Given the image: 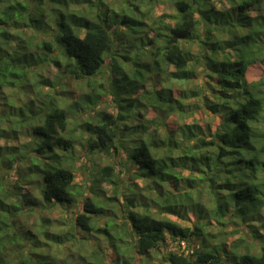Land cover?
<instances>
[{"label":"trees","instance_id":"obj_1","mask_svg":"<svg viewBox=\"0 0 264 264\" xmlns=\"http://www.w3.org/2000/svg\"><path fill=\"white\" fill-rule=\"evenodd\" d=\"M163 1L175 11L153 15ZM109 56L120 111L86 119L78 140L55 81L36 69L90 79ZM201 74L200 87H187ZM153 75L160 88L146 86ZM205 111L213 128L185 122ZM24 128L30 139L20 143ZM77 145L134 166L137 191L116 205L122 235L110 233L111 216L96 226L100 191H75ZM99 168L98 181H117L112 164ZM11 171L13 180H0V264H142L167 239L177 246L164 264H264V0H0V173ZM78 195L81 211L61 228L49 213ZM94 230L107 246L80 239ZM229 234L238 236L226 244Z\"/></svg>","mask_w":264,"mask_h":264},{"label":"rangeland","instance_id":"obj_2","mask_svg":"<svg viewBox=\"0 0 264 264\" xmlns=\"http://www.w3.org/2000/svg\"><path fill=\"white\" fill-rule=\"evenodd\" d=\"M220 4V3H218ZM153 15H159L162 12H174V6L172 3H169L168 1H163L158 5H154L151 9ZM145 20H147L144 17ZM150 35V34H149ZM123 41V40H122ZM128 46V45H127ZM136 44L133 43L132 47H128L129 49L135 48ZM118 48V47H117ZM144 51V50H143ZM115 51V53H117ZM124 53V52H122ZM120 62H123V66L127 73L132 72L134 65L133 62L130 61V59L126 58H121L117 57ZM110 56L107 57L105 61V66H103L100 69V73L97 75H94L90 77V79H83V80H75L66 74H59V70L53 65L49 64L41 69H36V72L40 74L39 77H44L47 78L51 81H55L56 83V89L58 90V95L59 97L64 98L65 102V110H67V113L69 115V119L72 123L70 126L71 128V133L75 135H79L78 140H81L80 138L83 135V127L82 124L86 119H94L96 120L97 116L100 114V112H112L113 114H117L118 111H120L118 107V102H117V95L114 94V92L109 91L110 90V85L107 80L108 78L111 77L109 74L106 73V70H109V62ZM200 67L196 66L197 72H199ZM205 76L201 74V77L199 75V78L193 79V81L189 82L187 87L195 86V87H200L202 82H204ZM33 80H36L35 77H33ZM156 86L157 88H160L161 83L159 81V75H153L151 79L149 78L148 81L146 82V86ZM173 86L177 87L176 84H172ZM39 88V86H38ZM45 90V89H44ZM6 92L9 91V89L5 90ZM26 92V89L24 90ZM27 93V92H26ZM23 97H26V94L23 93L21 94ZM58 97V96H57ZM74 102L77 104L75 105L76 107L74 109L78 111L72 110L70 107V104H74ZM122 110V109H121ZM150 113H148V116L153 115V111L149 110ZM195 120H198L200 122L199 124L206 130L207 127H212L216 123L217 118L212 117L209 115L208 112L205 111L204 115L199 118L197 114L189 116L185 118V122L188 123H193ZM30 132H28L27 128L22 129L19 131V136L18 140L19 142H24L30 139ZM76 153L79 155L77 161H76V168H75V177H74V183H75V191L80 190L83 192V195H89V189L92 186V191H100L102 194V200L103 198L105 200V211L104 215H101L97 221H96V226L98 228L104 227V222L107 220L108 216H111L113 218V222L117 226L111 227L109 229L110 233L114 236L122 235L123 233V226H127L124 224V219H123V213L122 211L118 210L117 201L120 202L123 201L125 196L131 194L134 191H137L133 187V185L130 183L129 180L133 181L131 179V169L134 168V166H131L126 163V160L124 157L117 156V155H104L102 152H95V153H87L85 150V147L82 145H77L75 149ZM104 164H112L114 166V172L116 175L117 181L113 184L107 182V181H98V169L99 167L104 165ZM130 168V169H129ZM4 172V171H3ZM1 172L0 173V180H13L14 179V174L9 172L11 175H3ZM186 171H184L185 173ZM92 180H94V184H92ZM135 181L137 182V186L140 188L142 186L148 185L149 182L148 180L144 178H136ZM152 185V183H151ZM138 188V187H137ZM126 194V195H125ZM82 196H77V201L74 204L72 203L71 206L67 208H57L55 211L50 212L49 215L55 218H58L62 220V222H66V225L63 224L60 226L61 228L68 227L72 223V217L76 215L79 211H81V197ZM115 196L116 199H110V197ZM115 214V216H114ZM94 216V215H93ZM165 216L180 222L181 224H188L181 219L172 216L170 214H166ZM189 216L192 217L191 212L189 211ZM95 217V216H94ZM38 216L35 214L33 217L30 218V221L38 222ZM193 218V217H192ZM214 223V222H213ZM215 224V223H214ZM217 227V226H216ZM210 232H214L217 236L214 239H222L221 238V233H219L218 228L210 227L208 228ZM230 231V229H228ZM75 234L79 237L82 235L83 230L80 227L75 228ZM238 235H233L229 234L228 239L226 238V244L229 243V240L232 238L236 237ZM88 239H82V241L86 242L88 246H96L98 242H102L104 246L106 243V235L100 231V230H94L91 231L89 235H87ZM192 240L198 244L199 238L196 236L192 237ZM77 239H72L71 241H68L60 246H70L65 248V253L73 252L74 247L71 246H77L78 244ZM77 244V245H76ZM194 244V245H196ZM177 246V241L176 240H171L167 239V241L160 246L159 250H154L152 252L151 258L144 259L142 262L139 261L138 257H136L137 261L141 262L142 264H164L162 261V256L165 254L168 250L176 248ZM109 250V249H108ZM109 252V251H108ZM67 255V254H66ZM111 259V257H109Z\"/></svg>","mask_w":264,"mask_h":264},{"label":"built area","instance_id":"obj_3","mask_svg":"<svg viewBox=\"0 0 264 264\" xmlns=\"http://www.w3.org/2000/svg\"><path fill=\"white\" fill-rule=\"evenodd\" d=\"M182 245L184 244L183 241L180 242Z\"/></svg>","mask_w":264,"mask_h":264}]
</instances>
